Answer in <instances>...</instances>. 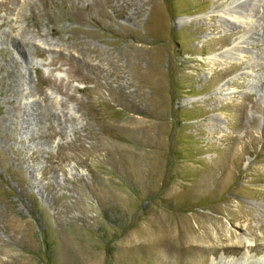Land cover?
I'll use <instances>...</instances> for the list:
<instances>
[{
    "label": "rangeland",
    "instance_id": "rangeland-1",
    "mask_svg": "<svg viewBox=\"0 0 264 264\" xmlns=\"http://www.w3.org/2000/svg\"><path fill=\"white\" fill-rule=\"evenodd\" d=\"M0 264H264V0H0Z\"/></svg>",
    "mask_w": 264,
    "mask_h": 264
},
{
    "label": "bare ground",
    "instance_id": "bare-ground-1",
    "mask_svg": "<svg viewBox=\"0 0 264 264\" xmlns=\"http://www.w3.org/2000/svg\"><path fill=\"white\" fill-rule=\"evenodd\" d=\"M246 240H247V238H246Z\"/></svg>",
    "mask_w": 264,
    "mask_h": 264
}]
</instances>
